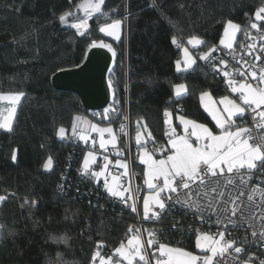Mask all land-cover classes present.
Instances as JSON below:
<instances>
[{"label": "trees", "instance_id": "trees-1", "mask_svg": "<svg viewBox=\"0 0 264 264\" xmlns=\"http://www.w3.org/2000/svg\"><path fill=\"white\" fill-rule=\"evenodd\" d=\"M78 3L80 0H0V91L25 93L14 131L0 129V195L6 196L0 202V264H45L46 259L56 264L62 260L96 264L98 258L92 262L91 257L98 243L103 244L102 255L113 254L115 247L126 241L129 225L137 224L136 213L110 197L103 182L81 175L90 143L73 135L75 117L88 116L103 125L109 121L96 115L103 110L84 109L76 94L53 87L52 76L58 69L82 63L91 39L112 44L117 55L108 76L114 84L109 106L117 111L111 114V125L116 132L128 104L136 149L134 167L141 171L135 145L138 119L143 118L147 125L146 130L140 129L145 137L152 134L149 149L168 147L165 109L214 127L199 103V93L211 90L220 98L228 91L223 79L214 77L198 56L210 46H219L227 19L241 25L240 41L244 29L251 31L249 17L264 0H105L103 10L126 24L119 41L99 32L103 18L89 21L85 37L62 25L58 17L67 11L83 15L76 8ZM72 19L69 17L70 22ZM173 35L177 43L184 44L193 35L206 42L192 47L196 71H176L181 49L171 42ZM181 82L189 86L191 94L177 99L172 86ZM61 126L66 130L64 139L58 136ZM13 149L17 152L15 162L11 160ZM89 150L97 151L96 147ZM49 155L53 168L45 170ZM60 185H64V193L59 191ZM173 223L175 218L168 211L160 222L144 221L149 229L156 227L162 232L164 242L196 249L189 226L181 233ZM189 223L194 230V220L182 225ZM63 234L71 238L68 246L59 239L53 242L52 238Z\"/></svg>", "mask_w": 264, "mask_h": 264}, {"label": "snow or ice", "instance_id": "snow-or-ice-1", "mask_svg": "<svg viewBox=\"0 0 264 264\" xmlns=\"http://www.w3.org/2000/svg\"><path fill=\"white\" fill-rule=\"evenodd\" d=\"M104 4L105 0H80L76 8L83 15L77 16L76 13L67 11L58 17L59 22L75 29L79 36L85 37L89 34V21L96 17L99 22L103 18L105 22L99 26V32L119 41L123 19L110 17L102 8ZM69 17L73 18L71 22ZM249 26L251 30H256L259 39L264 41V3L256 8L252 17H249ZM240 31L241 25L227 19L223 23V34L219 40V46L222 47L210 46L198 56L200 61L208 65L214 77H222L226 91L230 93L218 100L214 98L211 90H201L199 93V103L214 122V127L188 118L184 114L176 115L179 124L173 126V112L165 109V124L168 126L165 135L168 147L159 145L149 149L147 143L153 139L152 134L148 132L145 137L140 130L141 127L147 129L143 118L136 121L135 145L139 162L145 166L143 184L146 186V193L142 201V220L160 222L165 212L180 205L195 215L202 225L215 218L213 222L217 231H204L201 228L193 230L191 226L188 227L187 230L195 235V248L201 253L198 255L182 246L161 242L159 235L162 232L158 234L156 229L142 230L136 225H129L126 242L121 241L113 254L107 257L102 255L100 250L103 244L98 243L97 250L91 257L92 262L99 258V264H153V261L154 264H253L255 260H258L259 264H264V259H260L254 253H247L245 248L247 244H258L264 248V187L261 186L264 184V132L254 133L253 128L247 126L246 119L250 116L255 129H264V62L257 68L255 63H250L243 56L237 59L233 45ZM244 34L253 40L256 39L248 29H244ZM171 42L183 53V59L175 61L176 71L178 73L196 71L194 66H197V59L189 48L177 43L175 35ZM187 44L196 48L205 45L206 42L193 35L188 38ZM256 47L255 43L247 45L249 54ZM93 49H107L112 57L117 55L111 43L104 39H91L85 50L84 62L75 64L74 67L83 69L88 60V53ZM225 50L226 55L241 64V68H232L227 59L213 55ZM259 53H264V43L260 44ZM254 61H261V55H255ZM71 70L58 69L60 72ZM172 87L177 99L191 94L185 82L176 83ZM108 88L114 89L111 80L108 82ZM24 96L23 91H0V105H3L0 107V129L14 131V120ZM116 111L114 107L109 106L103 109L102 113L96 114L101 119L109 121L107 126L92 123L80 116L75 117V121L87 127L77 131L78 125L74 122L72 125L74 136H78L85 144L91 140L93 149L98 142L99 149L105 153L111 146L117 157L113 161L109 155H103V164L99 170H95L93 166L97 164V152L89 150L83 157L79 171L81 175L97 182L103 178V189L107 194L127 205L132 213L139 214L137 208L139 197L136 193H139L141 188L139 185L135 189L131 186L130 165L123 158L124 149L119 146L124 141L120 140L111 125V114ZM124 119L127 120L128 117ZM180 127L182 133L177 130ZM126 128L127 125L122 122L119 131L125 136L128 135ZM65 131L63 126L58 129V136L61 139H64ZM91 133H95L98 140L92 138ZM156 153L164 155L162 158H156ZM11 160L13 162L17 160L15 149L11 152ZM53 164V157L49 155L43 168L52 170ZM110 166L123 171L113 172ZM254 179L259 180V183H252ZM59 191L65 192L64 185L59 186ZM5 200L6 196L0 195V202ZM32 206H36V201H32ZM245 225L251 229V240L245 235L238 244L235 238H225L229 226L233 229H244ZM172 227L179 228L181 233L186 230L179 221L173 223ZM145 233L146 241L143 238ZM149 249L151 257L148 254ZM241 254H246L247 259L241 260Z\"/></svg>", "mask_w": 264, "mask_h": 264}, {"label": "built area", "instance_id": "built-area-1", "mask_svg": "<svg viewBox=\"0 0 264 264\" xmlns=\"http://www.w3.org/2000/svg\"><path fill=\"white\" fill-rule=\"evenodd\" d=\"M251 34H252L253 37H256L255 40H253L251 37L245 36V34H243V36L241 37L240 41H238V44L233 46V47H234V49L237 52V59H239V57L243 56L244 59L248 60L250 63H255L257 65V68H258V66L262 62H264V53H259V46H260L261 43H264V41H261L259 39V34L256 32V30H251ZM252 43H255L257 45V47H256V49H254L252 51L251 54H249L248 49H247V45L252 44ZM241 45H244L245 47L242 48ZM226 52H227V50H225L224 52H221V55L219 57H223V58L227 59L229 61L230 67H232V68H241V64L236 63V61H234L231 56L226 55ZM257 54L261 55V61H254V56L257 55ZM217 63H218V60H217ZM204 64H205V62H204ZM241 70H243V69H241ZM218 77L222 78L220 76H218ZM125 117H128V119L127 120L122 119L121 123L123 122V123H125L127 125L126 131H127L128 135L125 136L123 133H121L119 131V127H120L121 123L119 124V126L117 128L116 134L118 135L120 140L124 141V143L120 144L119 146L124 149L123 158L126 159L129 162V165H130V171L132 173L131 181H130L131 182V186H132L133 189H135L137 185H139L140 188H141V191L139 193H136V195L139 197V199L137 201V208H138V213L139 214L136 213L135 216L137 217L136 226L141 227V229L143 230L144 228H148V227L145 226L144 221L142 220V217H143L142 199H143V196H144V193H145V186L143 184V176H142V174L139 171L136 170V167H134L135 166V156H136L134 154H136V149L134 148V144L132 143L133 142V133L131 131L132 130V125H131V120H130V116H129V106H128V104L126 106ZM246 119H247V126L250 127V128H253L254 133L255 132H264V129H260V130L255 129V127L253 125V122H252V119H251L250 116H248ZM165 130L166 131L168 130V126L167 125H166V129ZM165 137H166V141H167V136H165ZM89 149H93L91 144H89ZM100 152H101V155L99 156L100 158L97 161V165L93 166V168L94 169L96 168L97 170H99L100 165H102L103 162H104L103 161V155H109V157L113 161L117 158L112 149H109V151L107 153H105L103 150H100ZM110 170L113 171V172H117V171L122 172L123 171V169H117L115 166H110ZM84 177H86V176H84ZM124 179L127 180L128 178H124ZM99 181L103 182V178H100ZM252 183H259V180H255L254 179V181ZM261 186L264 187V184H262ZM121 204L125 208H129L127 205H125L123 203H121ZM168 212L174 216L175 222L176 221L180 222V225H182L183 221L185 222V221L191 219V220H194V222L197 223L195 225V227H193L194 230L196 228H201V230H204V231H210V232H216L217 231V227H216V225L213 222L215 218H213V221H208L207 223H204L202 225L200 220L195 215H193L191 212H188L186 209L182 208L180 205H177L176 207L171 208ZM183 226H184L185 229H187V226H191V225L189 223V224H184ZM150 229L158 230L156 227L150 228ZM245 229H246V231H245ZM159 233H160V231L158 230V234ZM245 235H247L249 240L252 239V237H251V229L247 228V225L244 226V229H233V228H231V226H229V230H228V232H226L225 238L226 239L235 238V239H237L238 244H239L240 242H242V240L245 237ZM143 238L145 239V241L147 240L146 233L144 234ZM162 238H163V235L160 234L159 235V239H160L161 242H164V239H162ZM245 248L247 250V253H249V254L250 253H254L255 256L259 257L260 259H264V248H261L258 244H247V245H245ZM148 254H149V257H151V249L148 250ZM108 255H112V254H109V253L106 254V256H108ZM240 258H241V260L247 259V255L246 254H241ZM114 259H116V258H114ZM217 259H219V258H217ZM153 264H154V261H153ZM253 264H259V261L255 260V261H253Z\"/></svg>", "mask_w": 264, "mask_h": 264}, {"label": "water", "instance_id": "water-1", "mask_svg": "<svg viewBox=\"0 0 264 264\" xmlns=\"http://www.w3.org/2000/svg\"><path fill=\"white\" fill-rule=\"evenodd\" d=\"M113 59L107 49H93L88 53L83 69L74 67L71 71L56 72L52 76V85L56 90L76 94L84 109L101 111L111 105L114 98L108 88Z\"/></svg>", "mask_w": 264, "mask_h": 264}, {"label": "crops", "instance_id": "crops-1", "mask_svg": "<svg viewBox=\"0 0 264 264\" xmlns=\"http://www.w3.org/2000/svg\"><path fill=\"white\" fill-rule=\"evenodd\" d=\"M239 34H240V32H238L237 33V37H236V41L234 42V45L233 46H235L236 44H237V41H238V38H239ZM199 47V46H198ZM181 56V55H180ZM179 56V57H180ZM181 58V57H180ZM179 58V59H180ZM227 94H230L229 92L227 93ZM226 95V94H225ZM214 96V95H213ZM214 98H216L215 96H214ZM233 98H236V97H233ZM217 100L219 99V98H216ZM239 102V101H238ZM171 111V110H170ZM82 118H84V119H86V120H88V121H91L92 123H98V122H96V121H94V120H92L90 117H88V116H83ZM189 118V117H188ZM198 121V120H197ZM74 122H76L77 123V125H78V128H77V131H79L81 128H86L87 127V125H84V124H82V123H80V122H78V121H74ZM198 122H200V121H198ZM200 123H204V122H200ZM214 123V122H213ZM100 124V123H99ZM172 124H173V126H175V125H178L179 124V121H178V119H176V115L175 114H173V116H172ZM204 124H206V125H208L209 127H212L211 125H209L208 123H204ZM102 126H107V125H103V124H101ZM113 127V126H112ZM113 129H114V132H115V128L113 127ZM71 131H72V128H71ZM182 132L183 130H182V127H180V128H178V132ZM73 132V131H72ZM116 133V132H115ZM143 135L144 136H146L145 134H144V131H143ZM78 137V136H77ZM91 137L92 138H96L97 140H98V137H97V135L95 134V133H91ZM107 138V137H106ZM83 142V141H82ZM84 143V142H83ZM89 143L91 144V140H89ZM96 147V149H97V161L99 160V156L101 155V152H100V150L101 149H99V146H98V142H97V145L95 146ZM109 149H111V146H109ZM87 153V151L85 152V154ZM84 154V155H85ZM138 161H139V159H138ZM140 163V162H139ZM141 165V171H139L141 174H142V176H143V169H144V165H142V164H140ZM145 191H146V186H145ZM145 194V193H144ZM127 240V239H126ZM126 242V241H125ZM175 246V245H174ZM185 248V247H184ZM186 250H188V251H193V252H196L197 251V249H188V248H185ZM105 257H107V256H105ZM113 258H116L115 256L113 257ZM96 264H99V258H98V260H97V263Z\"/></svg>", "mask_w": 264, "mask_h": 264}, {"label": "clouds", "instance_id": "clouds-1", "mask_svg": "<svg viewBox=\"0 0 264 264\" xmlns=\"http://www.w3.org/2000/svg\"><path fill=\"white\" fill-rule=\"evenodd\" d=\"M53 239V242H56V239H59V242L63 243L65 246H68L69 243H70V237L67 236V234H63L61 235L59 238H52ZM57 256H61L60 253H57ZM45 264H56L55 261H50L49 259H46L45 260ZM61 264H70V262L68 261H61Z\"/></svg>", "mask_w": 264, "mask_h": 264}, {"label": "rangeland", "instance_id": "rangeland-1", "mask_svg": "<svg viewBox=\"0 0 264 264\" xmlns=\"http://www.w3.org/2000/svg\"><path fill=\"white\" fill-rule=\"evenodd\" d=\"M125 27H126V24H125V22L122 24V31H121V34H123L124 32H125ZM122 36V35H121ZM184 46H186V47H188L189 48V50H190V52L194 55V53H193V51H192V46L191 45H188L187 44V42L186 43H184L183 44ZM205 51H207V50H205ZM180 59L182 60L183 59V53H182V51H180ZM195 57V56H194ZM3 107V106H2ZM180 132V131H179ZM66 133V132H65ZM180 133H182V132H180ZM89 151V149L87 150V152ZM138 155V154H137ZM163 157V154H158V153H156V158H162ZM145 193H146V191H145ZM142 201H143V199H142ZM142 212H143V208H142ZM172 246H174V245H172ZM195 254H201L200 253V250L199 249H197V251L196 252H194Z\"/></svg>", "mask_w": 264, "mask_h": 264}]
</instances>
